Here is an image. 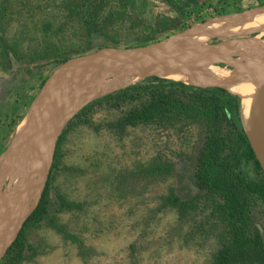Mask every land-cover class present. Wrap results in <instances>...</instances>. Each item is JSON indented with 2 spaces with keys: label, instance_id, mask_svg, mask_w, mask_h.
I'll list each match as a JSON object with an SVG mask.
<instances>
[{
  "label": "rangeland",
  "instance_id": "rangeland-1",
  "mask_svg": "<svg viewBox=\"0 0 264 264\" xmlns=\"http://www.w3.org/2000/svg\"><path fill=\"white\" fill-rule=\"evenodd\" d=\"M174 1L176 6L161 0H0V227L9 220L11 210L33 198L32 170L43 156L50 131L43 124L40 142L5 154L24 119L33 120L36 111L43 112L37 98L66 62L103 48L154 44L214 21L220 22L192 36L202 41L195 50L209 51L212 48L207 47L239 40L240 52L225 57L248 66L242 58L244 50H263L256 40L264 39L260 32L264 25L241 28L264 12L247 20L239 16L264 7V0ZM229 33L234 36H226ZM251 42L253 47L247 45ZM213 66L234 70L224 64ZM62 79L56 76V89ZM64 90L69 93L73 84ZM54 93L49 110L59 113L62 100ZM80 110L67 121L56 142L44 187L51 201L49 217L28 225L25 221L19 231L23 230L22 249L9 250L10 246L0 263L212 264L231 235L219 201L203 195L193 178L191 159L203 142V126L167 128L159 133L129 129L116 135L108 129L116 119L114 110L104 105L79 115ZM233 123L238 127L235 117ZM38 131L30 139H36ZM157 153L171 158V173L146 174L147 164ZM258 165L243 159L240 172L246 181L263 185ZM168 198L178 200L167 203ZM250 211L264 250V203L258 196L253 197ZM248 260L233 264H256L259 259Z\"/></svg>",
  "mask_w": 264,
  "mask_h": 264
},
{
  "label": "trees",
  "instance_id": "trees-1",
  "mask_svg": "<svg viewBox=\"0 0 264 264\" xmlns=\"http://www.w3.org/2000/svg\"><path fill=\"white\" fill-rule=\"evenodd\" d=\"M161 1L176 6L174 0ZM104 105L116 112V119L108 124V129L116 135H123L129 129H150L148 131L159 133L167 128L202 125L203 142L191 159L193 178L203 195L219 201L231 235L229 243L217 251L212 264H233L243 258L249 259L250 263L257 258L256 264H264L262 240L253 229L250 211L254 196L264 203V184L250 183L240 172L243 159L257 165L258 161L241 126L237 96L221 87H193L153 76L91 102L80 110L79 115ZM233 117L238 120V127L234 125ZM147 165L146 174L149 175L169 174L173 168L171 158L161 153L152 157ZM177 200L168 198L167 203ZM50 208L46 186L25 225L47 219ZM22 231L9 250L22 249Z\"/></svg>",
  "mask_w": 264,
  "mask_h": 264
},
{
  "label": "water",
  "instance_id": "water-1",
  "mask_svg": "<svg viewBox=\"0 0 264 264\" xmlns=\"http://www.w3.org/2000/svg\"><path fill=\"white\" fill-rule=\"evenodd\" d=\"M263 12H264V7L260 9L252 10L246 15H244V17L239 16V18L243 20H247V18L255 17L256 15L261 14ZM229 18H232V16ZM219 22L220 21L208 22L206 24H202L198 28H193L191 30L182 32L181 34L169 36L164 40L146 46H139L134 48H126V49L108 47V48H103L90 55H86L80 58H74L66 62L56 71V76L63 77L62 81H60L59 87L56 89L54 85L46 86L43 92L37 98V106L38 104H41L44 95L52 94L56 91L58 98L60 97V100H62L60 102V107L64 105L63 112H66L70 100L73 98L72 95L76 91L75 90L76 86L74 85L75 76H77L79 72H83L84 70L96 64L110 63L116 60L127 61L129 63H133L138 66L153 69L156 71L157 74H155V76L157 77L188 72L193 66L200 63H207L218 66L220 64H224L234 68V70L237 71L257 70L255 69V67L242 64V62H240L239 59H235L233 57L226 58L224 56L219 58H213L206 51L189 49L183 44V42L186 41V38L195 34L197 30L198 31L202 30L207 26L214 25ZM260 32L262 33L264 32V30ZM214 36H222V35L216 34ZM226 36H234V34L229 33L226 34ZM233 43L235 44L238 43L242 45V42L236 40V41L226 42L218 46H213V48H219L223 45H228ZM173 48L179 49L197 58H194L193 62H190L189 64H186L184 66H180V67L170 66L167 64L166 59L164 57L166 53H168V51L172 50ZM262 49H263L262 51H258V52H264V48ZM69 81H72L73 90L68 93L65 92L64 89L67 88V84ZM200 87H210V86H200ZM94 98L88 100L86 103L93 100ZM85 104H83L81 107H79L77 110H75L72 113H68V114L64 113L63 116H59L56 118H53L54 117L53 115L57 116L60 113H57L58 111H53V109L43 111L41 114L36 111L34 113L35 115L31 123V131H29V133L27 134L17 136L12 142L10 148L7 150L5 155L10 154L13 150L18 149L19 147L22 146L26 147L28 145H32L33 143H35L37 140L35 138L30 139V136L34 131L36 133L40 128H42L43 124L50 131V138L48 141V145L44 150L43 156L40 162L37 165H35V171L33 172L32 170L31 182L34 185L33 198L27 202L20 203L15 209L11 210L9 213H12V215L10 216L9 220L0 227V244H1L0 259L4 255L6 250L15 241L23 224L25 223L27 218L31 215V213L35 210L42 197V193L48 178L51 163L53 161L56 142L59 139V136L61 135L65 124L71 118V116L74 113H76L78 110L82 109V107ZM37 106H35V108ZM60 107L58 106L57 109L58 108L60 109ZM63 108H61L59 112H61ZM250 117L254 121L255 127L252 128L250 126L249 128L250 137L247 139L255 155V158L258 161L264 174V81L256 89L254 96L251 100ZM33 152L34 150L29 152L31 154L32 161L34 158V156H32Z\"/></svg>",
  "mask_w": 264,
  "mask_h": 264
},
{
  "label": "bare ground",
  "instance_id": "bare-ground-1",
  "mask_svg": "<svg viewBox=\"0 0 264 264\" xmlns=\"http://www.w3.org/2000/svg\"><path fill=\"white\" fill-rule=\"evenodd\" d=\"M258 25L259 26L264 25V15L259 16L257 19H255V21L251 25L242 26L241 30L242 29L246 30L245 28L252 29ZM255 31H259V29ZM192 36H199V34L195 33ZM200 39L201 38L198 37H192L191 39H187L184 45H186L190 49H196L199 47V45L202 42ZM256 41L260 48H264V39H259ZM254 42H251V44H249V47H253L255 45ZM240 46L241 45L238 43L237 44L233 43V44L223 45L222 47L219 48L207 47L208 49L212 48L214 50L211 49L206 52H208L209 55H211L213 58H219L222 56L225 57L226 55L239 53L240 52L239 50L241 48ZM248 50L250 49L248 48ZM174 55H179V56L174 58ZM189 57L192 56L179 49L173 48L172 50L168 51V53H166L164 58L166 59L168 65L174 67H180L189 64L190 62H193L194 59ZM242 58H245L246 60L245 59L243 60H245L247 63L249 62L248 64H251L249 66L255 67V69L257 70H250V71L228 70L225 68L214 67L211 64L200 63L193 66L188 72L171 74L165 77H169L172 80L189 83V84H196L202 86L204 85L223 86L230 93L236 95L240 100L241 123L247 135V138H249L250 126L252 128L255 127L254 121L250 117L251 100L254 96L256 89L264 81V52H258V51L249 52L244 50ZM155 74L157 73L153 69L138 66L133 63H129L127 61L116 60L110 63L96 64L84 70L83 72H79L78 75L75 76L74 83L76 82L78 87H76L75 94L73 98L70 100L66 112L64 113L66 114L72 113L75 110H77L79 107H81L83 104H85L88 100L94 97L111 93L119 88L126 87L140 81L144 76L155 75ZM106 77H110L111 79L109 81H105ZM53 83L56 84V75L50 78V80L48 81V86L53 85ZM71 83L72 81L68 82V84ZM54 98H55V93L47 94L46 98L45 96L42 98L44 99L40 105L42 111H47L50 109L49 106L51 105V102L54 101ZM45 99L47 102L45 101ZM63 111L64 108L62 112ZM59 116L61 115L58 114L56 117ZM31 121L32 118L29 117H26L24 119L21 126L19 127L17 136L29 133V131H31ZM42 130L43 129L38 131L36 142H40L43 139Z\"/></svg>",
  "mask_w": 264,
  "mask_h": 264
}]
</instances>
